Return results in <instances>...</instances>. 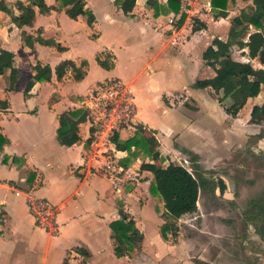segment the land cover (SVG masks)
Here are the masks:
<instances>
[{"label":"crops","instance_id":"1","mask_svg":"<svg viewBox=\"0 0 264 264\" xmlns=\"http://www.w3.org/2000/svg\"><path fill=\"white\" fill-rule=\"evenodd\" d=\"M6 1L13 5L17 0ZM45 1L49 5L60 6L58 0ZM85 1L87 9L92 10L96 17L92 26L88 25L86 16L81 15L78 19H72L66 13V8H63L46 14L37 13L33 26L23 28L35 36H38L39 30H42L41 34L44 38L61 43L66 47L65 51L40 41L35 43L34 48L28 47L22 40L23 29L16 26L11 17L0 10V49L15 53V66L19 71L17 85L12 91H5L7 80L5 76H0V99H6L10 105L9 108L0 110V131L9 138V143L0 151V264H80L85 258L82 252L84 250L90 254L87 264H221L217 254L214 256L209 254L207 246L199 243L182 226V219L186 215L178 221V236L174 238L169 233L166 240L161 235V226L167 219L165 207L162 213L157 214L152 206L140 208L135 204L130 205L129 197L134 192L123 187L127 174L121 177L118 173L121 171L128 173L133 169L132 156L135 153L132 155L127 151L117 150L115 144L108 139L109 129L95 128L91 121H87L90 124L89 127L87 122L81 123L79 134L83 137V141L66 146L58 140V128L64 123H74V119L69 114L70 111L77 108L88 109L86 103L95 86L113 78H120L132 86L134 101L138 107L133 122L129 123L128 127L122 125L121 129L117 128L116 131L120 133V137L128 139L134 136L136 126L143 124L146 130L153 131L154 136L156 135L164 147V150L158 149L170 158V155L177 151L170 146L167 149L165 146L168 143L167 140L163 141V144L161 139H165L166 134L167 136L170 133L180 134L182 145L185 143L187 148L186 152L192 153L193 150V154L198 159L203 157L202 164L205 162L202 143L210 138L215 140L213 138L215 129L222 128L228 136H232L240 123L238 121L243 109L237 117H233L226 113L215 96L206 95L203 90L186 83L182 87L186 90L188 97L198 102L199 110H190L194 112L192 114L194 117L191 114H183L186 119L179 124V127L162 120L161 117L170 114L174 109L167 102L164 103V94L172 95L180 89L174 92L159 91L156 99L160 101L162 115L149 113L152 104L149 94L151 88L155 87V79L162 76L168 67L178 70L177 65L181 63V56L170 58L171 60L169 58L162 61L155 59V55L150 52L152 46L159 41L164 44L165 41L162 40L160 31L149 30L144 20L146 21L145 17L149 18L147 22L151 21L152 25L156 22L160 25H173L172 22L170 23L173 13L155 17L154 13L151 14L148 11L150 9L147 7V0L144 7L139 6V0H137L133 12L129 15L119 9L115 0ZM208 5V9L212 11L211 0ZM15 11L19 13L17 9ZM145 11L147 14L144 17ZM123 26L129 29V33L133 32L134 37L142 35L147 41L139 45V48H146V54L142 56L141 50L137 48L138 45H133V40L127 39L122 30ZM196 31L191 44L183 46L191 63L194 61L195 51L199 48L198 46H204L202 40L207 36L204 28ZM177 32L173 31V36H170L175 37ZM70 37L75 40L77 37L83 38L87 43L93 40L101 45L92 49L91 52L78 51L71 56L72 47L67 40ZM192 43L195 46H192ZM204 47L200 49L202 61ZM45 50L59 54L61 56L59 61L50 64L38 58H30L35 51ZM104 52L114 56L113 67L110 70L100 66L97 61V56ZM66 59H72L78 64L83 60L88 61L87 73L82 80H75L70 73L59 80L53 73L51 81L36 83L31 95L25 98L26 84L33 76V67L38 62L44 65L49 64L55 69ZM16 95H18L17 98H15ZM256 98H251L248 102ZM17 99H19L18 108L16 107ZM29 119L31 122H26ZM250 119L251 112L248 113L247 122L251 123ZM91 127L95 128L94 136L101 132L98 137L102 141L95 137L90 145H85L90 137ZM210 127L213 128L212 132L208 130ZM188 129L190 132H187ZM103 141L109 142V145ZM98 145H103L104 148L100 150ZM215 146L216 142L210 148L213 154ZM103 149L111 150L113 155H107ZM98 150L99 153H97ZM125 158L131 160L129 165L122 163ZM144 162H151V159ZM141 164L138 166L140 170ZM143 172H147V175L153 178L151 172ZM64 179L67 180L66 182H74L69 192L61 190L64 187ZM101 180H107L106 190L101 186ZM151 180L148 179V182L151 183ZM108 190L112 194L108 196L112 197V202L104 196V192ZM38 191L45 194L39 195ZM28 192L46 198L57 208L58 233L52 234L37 224L27 204L26 193ZM46 195L52 196L54 200L51 201ZM123 197L126 201L128 200L127 207L119 209L116 202L118 198ZM122 209L135 220L137 228L143 234V241L130 255L118 257L115 254V242L111 237L110 223L120 218ZM53 247L56 248V252ZM53 255L55 260L51 262Z\"/></svg>","mask_w":264,"mask_h":264},{"label":"rangeland","instance_id":"2","mask_svg":"<svg viewBox=\"0 0 264 264\" xmlns=\"http://www.w3.org/2000/svg\"><path fill=\"white\" fill-rule=\"evenodd\" d=\"M160 1L164 3L167 0ZM145 2L146 0H139V6L142 5L144 7ZM208 2L209 0H183V11L187 17L182 24L179 23L181 15L172 14L170 23L172 22L173 25H160L157 22L155 25H152L151 21L147 22L149 18L145 17L147 12L145 11L144 13L146 19V21L144 20L145 25L149 30L160 31L162 40L165 41L164 44L159 41V43L152 46V51L150 52L155 55L154 58L162 61L166 58H178L181 56V63L177 65L179 71L168 67L162 76H158L155 79V87L151 88V93L149 94L152 99L149 113L152 114L153 112V114L162 115L160 101L156 99L158 92L162 90L174 92L180 89L172 95L164 94V103L167 102L174 109H172L170 114L164 115L163 117L160 116L162 120H165V122L175 127H179V124H182L186 119L183 114L192 115L194 112H190V110H199L198 102L188 97L186 90L182 87L184 84H192L193 87L203 90L204 94H212L215 96L211 89L206 86L205 82L215 75L216 71L206 65L204 60L202 61L200 58V49L205 46V50L215 38L221 37L224 39L230 28L232 17L237 15L248 4L244 0H238L236 4L229 6V10L215 13L213 9L212 11L208 9ZM148 11L151 14L154 13L153 9ZM141 12L143 13V11ZM197 26L204 28L207 36L202 40L204 46H198L199 48L195 51L194 61L191 63L190 58H188L189 55L183 46L191 44L197 32L194 28ZM122 30L127 36V39L130 41L133 40V45H138L137 48L141 50V55L146 54L145 47L139 48L142 42L147 43L142 35L134 37L133 32L129 33V29L126 26H123ZM173 31H178L175 37L170 36ZM67 40L72 47L71 56L78 51L91 52L92 49L101 45L93 40H91V43H87L85 39L78 37L76 40L71 39V37L67 38ZM192 46H195V44L192 43ZM147 51L149 52V50ZM246 52L250 54L251 58L256 54L255 49L247 50ZM106 53L104 52L103 54L105 55ZM60 57L59 54L56 55L46 50L35 51L30 55L31 59L38 58L50 64L59 61ZM235 57L245 59L239 51L235 53ZM222 70L223 68L219 69V71ZM123 82L131 89L134 96L132 86L126 81ZM263 100L264 92L258 98L246 104L239 117L240 121L238 122L240 123L236 129L234 128L235 131L232 136H228L222 128L214 130L213 138L217 141L210 138L202 143L204 146L203 156H205V162H202V164L201 160L203 157L195 160L192 154L194 153L193 150L192 153L186 152L187 148L184 145L185 143L182 145L180 134L170 133L168 136L166 134L165 139H161L162 142L167 140L168 143L165 145L167 149L170 146V148H174L177 151L173 152L170 158L182 163L190 171L195 173V164H198L200 161L198 172L204 177L206 184L201 188L199 211L184 216L182 226L199 243H204L207 246V252L209 254L213 256L217 254L221 264H264V124L247 122L248 113L252 112L253 107ZM16 107H19V99L16 100ZM192 116L194 117V115ZM89 117L90 120L88 121H91L90 123L95 128L100 130L109 129L96 109L90 111ZM26 122L30 123L31 120H26ZM89 125V122H87V127ZM125 126L128 127L129 124H125ZM122 127L120 126V129ZM115 130L118 129L114 128L108 131L110 132L108 138L110 141ZM208 130L212 132L213 128L210 127ZM152 132V130H146L145 134L148 137V141L156 148L164 150L161 142L158 141V138ZM187 132H190V130L188 129ZM100 134L98 133L95 136L98 140H101L98 137ZM130 134L132 133L130 132ZM184 134L188 135L189 133ZM203 135L204 133L200 137L202 138ZM80 137L81 140L79 142L83 141V137ZM103 142L105 143L106 141ZM215 142L216 146L213 154L210 148ZM105 144L109 145V142ZM98 147L100 150L104 148L103 145H98ZM103 151L109 156L113 155L111 150L103 149ZM97 153H99V150ZM132 158L133 166H131L133 169L128 173L125 171L118 173L119 176L127 174L123 187L134 192L129 197L130 205L133 206L135 204L140 208L152 206L155 208L157 214L162 213L164 211L162 200L159 196L153 195L149 190L150 183L148 179L150 180L152 177H149L147 172L141 171L138 167L141 162L149 161L150 157L144 150L137 149ZM220 179L224 181L225 187H222L219 183ZM66 181L65 179L63 180L65 183L63 184V189H61L62 192H69L73 187V181ZM101 186L106 190L107 180H101ZM31 187L33 186L31 185ZM38 194L44 195L45 192L38 191ZM104 194L106 199L112 202V197H108L112 195L110 190L104 192ZM46 196L51 201L54 200L52 196ZM127 201L125 197L118 198L116 202L117 208L121 209L122 207L125 209L127 207ZM218 249L219 251H217ZM53 250L55 252L57 251L55 247H53ZM54 258L55 255L52 256L51 262H54Z\"/></svg>","mask_w":264,"mask_h":264},{"label":"trees","instance_id":"3","mask_svg":"<svg viewBox=\"0 0 264 264\" xmlns=\"http://www.w3.org/2000/svg\"><path fill=\"white\" fill-rule=\"evenodd\" d=\"M58 1L60 2L59 7L49 5L45 0H28L27 2L17 0L13 5L6 0H0V10L7 13L12 22L20 29L25 26H33L37 13L46 14L52 10L63 8H66V13L72 19H78L79 16L84 15L89 26L95 23V14L92 10L87 9L85 0ZM237 1L211 0V6L215 13H218L229 10V6L236 4ZM244 1L248 4L232 17L227 38L225 40L215 38L203 52L206 65L216 71L215 75L205 84L214 93L226 113L233 117L239 115L249 99L256 98L264 92V0ZM115 3L124 14L129 15L133 12L137 0H115ZM147 7L153 9L155 17L171 13L181 15L180 24L187 17L183 11V0H167L166 3H161L159 0H147ZM15 9L19 11L18 14ZM198 29H201V26L194 28V30ZM41 33L42 30H39L38 36H35L23 29L21 32L23 43L34 48L35 43L40 41L45 45L55 46L60 51L66 50V47L61 43L53 39H46ZM251 49L256 50L253 58L246 52ZM238 51L245 59L235 57V53ZM113 57L110 53L105 55L100 53L97 56V61L100 66L110 70L113 67ZM15 62L16 55L13 51L0 49V76H5L7 80L5 91H12L17 85L19 71ZM88 66L87 60L78 64L72 59H66L60 62L55 69L49 64L44 65L38 62L33 67L34 74L26 84L24 96L28 98L31 95L36 83L51 81L53 73L59 80L68 73L75 80H82L87 73ZM220 68L223 70L219 71ZM9 106L6 99H0V110L7 109ZM69 114L74 119V123H64L58 128V140L66 146H72L81 140L79 126L88 121L90 110L77 108L70 111ZM250 122L264 124V101L253 107ZM145 130L143 124H138L136 134L128 139H122L120 133L115 130L111 136V142L115 144L117 150L127 151L133 155L137 149H140L150 157L151 162L141 164V171L152 173L153 178L149 190L164 202L167 219L161 226V235L167 240L169 233L174 238L178 236L180 218L198 212L199 195L206 180L198 172L200 165L195 164L196 171L194 173L179 162L172 161L148 141ZM94 134L95 128L91 127L90 137L86 140L85 145H90L94 141ZM8 143L9 138L0 131V151ZM193 158L198 159L195 154H193ZM129 162V158L122 160L124 165H129ZM219 183L225 187L222 179L219 180ZM110 228L111 237L115 242V254L118 257L130 255L143 241V234L137 228L135 220L123 209L120 218L110 223ZM82 252L85 258L80 264H87L90 254L85 250Z\"/></svg>","mask_w":264,"mask_h":264},{"label":"built area","instance_id":"4","mask_svg":"<svg viewBox=\"0 0 264 264\" xmlns=\"http://www.w3.org/2000/svg\"><path fill=\"white\" fill-rule=\"evenodd\" d=\"M86 107L100 113L109 130L133 122L137 106L132 91L119 78L110 79L95 86L90 94ZM27 194V204L37 224L52 234L59 232L57 208L46 198L31 192Z\"/></svg>","mask_w":264,"mask_h":264}]
</instances>
